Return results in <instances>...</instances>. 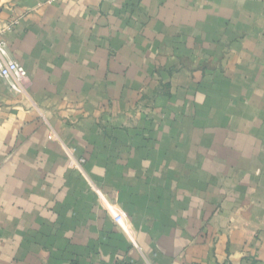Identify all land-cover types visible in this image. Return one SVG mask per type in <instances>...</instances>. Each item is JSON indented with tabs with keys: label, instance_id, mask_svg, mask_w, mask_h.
Masks as SVG:
<instances>
[{
	"label": "crops",
	"instance_id": "obj_1",
	"mask_svg": "<svg viewBox=\"0 0 264 264\" xmlns=\"http://www.w3.org/2000/svg\"><path fill=\"white\" fill-rule=\"evenodd\" d=\"M0 40V264H264V0H0Z\"/></svg>",
	"mask_w": 264,
	"mask_h": 264
},
{
	"label": "built area",
	"instance_id": "obj_2",
	"mask_svg": "<svg viewBox=\"0 0 264 264\" xmlns=\"http://www.w3.org/2000/svg\"><path fill=\"white\" fill-rule=\"evenodd\" d=\"M58 0H50V2ZM0 79L8 90L14 94H24L28 87V75L25 69L11 58L6 44L0 40ZM106 210L112 216L115 224L128 232V224L124 213L119 212L113 204L106 203Z\"/></svg>",
	"mask_w": 264,
	"mask_h": 264
}]
</instances>
